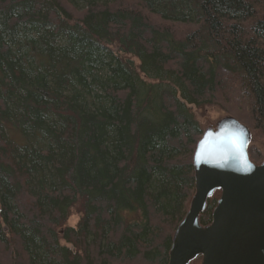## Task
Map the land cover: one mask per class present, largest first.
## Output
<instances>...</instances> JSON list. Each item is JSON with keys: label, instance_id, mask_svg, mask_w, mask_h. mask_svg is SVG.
<instances>
[{"label": "trees", "instance_id": "16d2710c", "mask_svg": "<svg viewBox=\"0 0 264 264\" xmlns=\"http://www.w3.org/2000/svg\"><path fill=\"white\" fill-rule=\"evenodd\" d=\"M177 94L264 142V0H0V264H167L202 134Z\"/></svg>", "mask_w": 264, "mask_h": 264}, {"label": "water", "instance_id": "95a60500", "mask_svg": "<svg viewBox=\"0 0 264 264\" xmlns=\"http://www.w3.org/2000/svg\"><path fill=\"white\" fill-rule=\"evenodd\" d=\"M176 97L202 134L192 156L194 193L171 237L167 264H264V143L225 112ZM250 149L261 154L259 165L250 161ZM217 192L203 226L200 218Z\"/></svg>", "mask_w": 264, "mask_h": 264}, {"label": "rangeland", "instance_id": "374dc122", "mask_svg": "<svg viewBox=\"0 0 264 264\" xmlns=\"http://www.w3.org/2000/svg\"><path fill=\"white\" fill-rule=\"evenodd\" d=\"M206 108H214L215 109V111L216 112H219L220 113V108L219 107H215V106H211V107H206ZM221 111H223V110H221ZM223 112H225V111H223ZM226 113V112H225ZM226 114H228V113H226ZM229 115V114H228ZM200 117H199V119L201 120L202 119V117H201V115H199ZM216 115H215V113L213 112L212 113V118H214ZM231 116V115H230ZM233 117V116H232ZM196 121V120H195ZM201 128V127H200ZM258 140V139H257ZM260 141V140H259ZM260 142H262V141H260Z\"/></svg>", "mask_w": 264, "mask_h": 264}, {"label": "snow or ice", "instance_id": "6c2138e0", "mask_svg": "<svg viewBox=\"0 0 264 264\" xmlns=\"http://www.w3.org/2000/svg\"><path fill=\"white\" fill-rule=\"evenodd\" d=\"M241 162L244 163V164H246L247 163L246 158L245 157H242V161Z\"/></svg>", "mask_w": 264, "mask_h": 264}]
</instances>
